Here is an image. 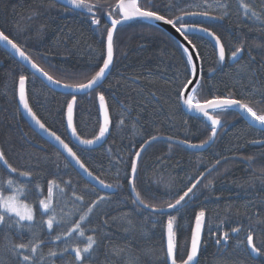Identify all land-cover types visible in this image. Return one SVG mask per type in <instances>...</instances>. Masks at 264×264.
Wrapping results in <instances>:
<instances>
[{
    "label": "trees",
    "instance_id": "1",
    "mask_svg": "<svg viewBox=\"0 0 264 264\" xmlns=\"http://www.w3.org/2000/svg\"><path fill=\"white\" fill-rule=\"evenodd\" d=\"M97 2L100 10L94 8L89 13L65 8L54 0H0V30L61 84L86 83L106 58L109 13L119 18V0H93ZM213 2L140 0L139 4L173 19L183 16L184 11H209L208 18L189 15L184 19L219 36L229 55L243 40L242 58L234 64L231 60L221 64L212 43L200 36H188L201 61L197 98L203 102L232 91L235 98L250 100L254 109L264 111V31L246 18L242 22L239 0H228V18H211L217 15ZM247 2L256 9L264 4V0ZM198 3L203 6L196 7ZM93 16L100 20L99 25L92 24ZM114 41V65L106 81L92 93L76 97L75 128L82 139H95L99 133L98 93H103L107 102L112 132L107 143L94 151L75 146L68 135L67 102L73 96L50 89L0 46V149L13 167L33 173L19 176L0 162V178L12 179L14 188L26 189L21 200L33 208L36 232L44 241L37 255L53 248L62 250L68 242L69 251L62 258H52L54 264H73L72 249L82 248L89 235L100 241L92 264H125L126 260L159 264L158 258L166 252L168 215L141 210L132 203L130 160L152 136L199 144L210 134V125L188 115L178 101V87L186 84L192 74L187 56L170 35L154 24L136 21L119 28ZM20 75L27 77L29 105L41 122L76 152L94 176L114 185L115 193L90 185L56 148L28 126L18 105ZM221 120L223 128L205 151L194 152L166 141L152 144L138 163L134 184L145 203L162 204L167 210L168 202H174L177 194L199 181L195 195L186 198L188 203L177 215L181 253L190 247L195 214L203 209L206 217L199 264H264V256H255L246 245L251 231L254 244L264 247V145L251 143L264 138V132L249 127L232 109L221 114ZM249 156L254 157L251 162L246 159ZM51 180L59 185L53 190L51 203L61 226L54 223L50 237L46 221L51 213L42 209L39 200L48 197ZM117 184L121 187H115ZM12 193L13 189L5 185L3 194ZM77 196H83V201H77ZM100 196L106 199L83 225L84 237L73 233L71 238L54 239L74 226L87 211L84 205H91ZM169 213L176 214L173 210ZM237 227L241 231L232 233L231 229ZM223 232L230 234L227 244L216 245L215 240ZM9 239L19 242L14 233ZM10 246L0 234V264H16L8 251Z\"/></svg>",
    "mask_w": 264,
    "mask_h": 264
},
{
    "label": "snow or ice",
    "instance_id": "2",
    "mask_svg": "<svg viewBox=\"0 0 264 264\" xmlns=\"http://www.w3.org/2000/svg\"><path fill=\"white\" fill-rule=\"evenodd\" d=\"M67 3L75 9H86L89 13H92L94 8L97 9V11L100 10L99 3H93V0H67ZM195 6L202 7L203 5L198 3ZM116 7V14L121 15L122 13V18L112 19L111 28L106 29L107 55L103 60V65L99 67V70L96 71L95 74L92 75L86 83H78L75 85L63 84L62 86L64 88H75L77 91H81L94 90L97 86H99V83L103 80L107 70L113 62L115 43L114 34L117 31V26L120 25L122 21L126 22L135 17H138L142 20H151L156 22L162 21L165 25H171L173 28H175L176 32L180 33L181 36H183L185 40H188V33L196 32H202L209 37H212L214 41V48L218 50L217 56L218 62L220 63H225L227 60L236 62L241 57V54L244 51V41L242 40L240 46H237L234 50H231L229 55L228 53H226L225 46L221 42L219 36H217L213 32H210L207 28L198 29L189 24L188 21L184 19V16L189 15H200L208 18L209 11L207 10L200 11L198 13L184 11L183 16H176L173 19L167 18L165 15L152 10L150 7H141L138 3V0H119V3ZM212 8L217 11V15L211 17L213 19L223 20L225 18H228L231 14L228 0H214ZM239 8L242 10V22L246 18L248 21L258 24L259 30L264 31V4L261 5L260 9H256L252 4L248 3L247 0H239ZM111 15L112 13L110 12L109 16ZM91 22L94 25L100 24V20L95 18L94 16ZM177 25L179 26L177 27ZM0 41H3L7 45H9L21 59L31 64V67L33 69H36L37 72H41L51 83L56 85L61 84L60 80L54 79L53 76L49 75L47 71H44L35 62H33L31 58L26 55L22 47L13 39H10V37L6 35L2 30H0ZM188 43L191 44V41H188ZM178 47L182 48L183 53L187 56V65L191 66V74L193 76H196L197 68L196 65L193 64L192 54H189L188 48L184 47L182 44L178 45ZM241 71H245V69L242 68ZM26 80V76H19V102L27 111L31 119L39 127V129L48 136L52 137L68 153V155L72 157L75 163L79 165L81 169H83V171L89 178L98 180V183L102 188L114 187V185L105 184L104 180L99 179V177L93 176V173L89 171L87 167H85L84 163L81 161L80 157L77 156L76 152H74L72 148H70L59 135H57L53 131H50L45 126V124L41 122L36 113L33 112L32 108L29 106V101L25 90ZM190 84H192L191 79L187 80L186 84L178 87V101L185 105L189 111L197 114H202V116L206 118V121L210 122V134L208 135L207 139L200 142L199 144H192L186 140L183 141V143L187 144L188 147L198 149L204 148L206 145H209V142L213 141L217 136L218 128L222 127L221 114H223L228 109H235L237 111H240L242 115H246L248 118H250L248 120L249 127H254L256 124H258L260 126L258 131L264 132V111H258L254 109L250 100L246 101L245 99L235 98L234 92L229 91L227 95H214L211 99H205L203 102H201L197 98L201 87L199 84H197V87L191 89L190 95L185 94V90H187L188 85ZM98 98L100 101V107L104 111V124L99 128V133L95 137V139H80V137L77 136L76 128L73 126V108L76 104L75 96L73 95L72 100L67 102V127L72 130V135L81 144L86 146L93 145L97 141L104 138L105 135L109 132V113L105 104V97L103 93H98ZM121 123H123V121H121ZM156 139V136H152L151 140L144 142V145L150 144L151 141H154ZM168 139L171 140L172 137H168ZM251 143L264 145V138L254 139L251 141ZM144 145H141L142 150L144 149ZM134 155L135 158L130 160L129 165L133 178H135L138 173V159L141 157V152L137 151ZM246 159L251 162L254 157L249 156ZM0 162L7 166V168L12 173H17L19 176L28 177L33 174L31 171L19 170L18 168L13 167L11 164H9L8 160L5 157L3 149H0ZM216 163L219 164L220 161L217 160ZM129 183L131 191L135 194V198L133 199L132 203L136 205L137 208L141 210L149 209L152 213H156L159 215H168L166 224V252L162 257L158 258L159 264H199L197 257L202 243L201 234L205 227V210L202 209L195 214V226L191 230L190 248L181 253L180 248L177 244V230L179 228V225H177V215L180 214V210L183 208V206L188 203V200H186V198H189L190 194H192V196L195 195L194 189L197 187L199 181H197L196 183H192L191 186L187 187V189L183 191L182 194H177V197L174 198V202H168L166 204V208L173 210L176 214L166 212V209L162 204L157 205L153 203H145V201L141 199L140 193L137 192L135 184L131 181ZM14 184L15 182L12 179L4 181L2 178H0V234H3L6 240H9L11 246L8 248V251L15 259L16 264H54L52 258L57 256H60L62 258L64 253H67L69 251L68 242L65 241L66 246L62 250L53 248L50 249L47 254L37 255L44 241L40 239L39 234L36 232L38 224L35 221L33 208L31 207V205H29L28 203H24L20 199V196L26 194L25 187L16 186L14 188ZM209 184H211V181H209ZM5 185L7 186V188L13 189V193L11 195L6 196L3 194ZM115 187H121V185L117 184L115 185ZM58 188L59 185L55 180L49 181L48 197L46 199L39 200V205L45 210V212L51 213L46 221L47 229L50 230V237L54 223L57 225V227L61 226V221H58L56 219V209L51 203L53 190ZM60 194L63 195V189H60ZM105 199L106 198L104 196H100L95 201H93L91 205H84L87 211L79 217V220L75 222L74 226L65 233L55 235L54 239L59 241L62 239V236L71 238L73 236V233H77L80 237H84L85 229L83 225L86 221L89 220V217L93 213V210L97 208L102 201H105ZM76 200L83 201V196H77ZM43 214L44 213H41V216H43ZM42 223L44 222L41 221V225ZM128 223L131 224V220H128ZM217 230H219V226H217ZM93 231H95V229H93ZM126 231H130V229H126ZM240 231L241 228L239 227L231 229V232L236 234H238ZM209 232H211V229H209ZM13 233L19 241L18 243L9 239L10 235ZM25 233L28 234L27 238H25ZM103 238L105 237H102V239ZM229 238V232H223L222 236L218 237L215 240V243L216 245L227 244ZM86 239L87 243L82 248L76 246L72 249V251L74 252L73 264H92V261L94 260V253L98 251L100 241L92 235L87 236ZM49 243H51V239L49 240ZM94 245L96 246L95 248ZM246 245L251 250V253L255 256H264V247H258L256 244H254L253 234L251 231L246 237ZM237 247H239V245H237ZM125 264H136V262L133 260H126Z\"/></svg>",
    "mask_w": 264,
    "mask_h": 264
},
{
    "label": "water",
    "instance_id": "3",
    "mask_svg": "<svg viewBox=\"0 0 264 264\" xmlns=\"http://www.w3.org/2000/svg\"><path fill=\"white\" fill-rule=\"evenodd\" d=\"M56 1L58 4L64 6L65 8H68V9H71V10H75V11H81V12H84L85 10H81V9H75L73 8L71 5H69L67 3V0H54ZM140 2V0H138V3ZM122 18V13L121 15H119V18H114L112 16H108L107 17V21L111 27V20L112 19H121ZM136 21H145V22H149L151 24H154L156 26H158L159 28H161L162 30H164L168 35H170L179 45H183L184 47H187L188 50H189V54H192L193 56V64L196 65V68H197V74L196 76H193L192 75V84L188 85V88L187 90H185V94L186 95H190L191 94V89L194 88V87H197V84L200 85L201 83V80H202V68H201V61H200V58H199V55L196 51V48L193 47V44H189L188 40H185L183 38V36H181L180 33L176 32L175 28H173L171 25H165L162 21L160 22H156V21H151V20H142L138 17H135L131 20H128L126 22L122 21V23L120 25L117 26V30L119 28H122V27H125L127 25H130ZM196 28H201V27H198V26H194ZM117 32V31H116ZM115 32V34H116ZM211 32V31H210ZM114 34V36H115ZM188 36L190 35H195V36H200V37H203L205 38L206 40H208L210 43H212L214 45V41H213V38L212 37H209L208 35L202 33V32H196V33H188L187 34ZM0 46L6 50L9 54H11L19 63H21L26 69H28L35 77H37L38 79H40L46 86H48L50 89L58 92V93H62V94H68V95H71V96H75V98L77 96H85V95H88L90 93H92L93 91H95L96 89H98L101 85H103V83L106 81V79L108 78L109 74L111 73V70L113 68V65H114V55H113V62L112 64L110 65L109 69L107 70L106 72V75L105 77L103 78V80L99 83V86H97L94 90H81V91H77L75 88H72V89H68V88H64L62 85L63 84H60V85H56V84H53L51 83L47 77H45L41 72H37L36 69H33L31 67V64H29L27 61L21 59L19 57V55L17 53H15V51L9 46L7 45L5 42L3 41H0ZM217 50V49H216ZM218 51V50H217ZM106 55H107V41H106ZM243 56V53L241 54V57L238 59V61L242 58ZM236 61V62H238ZM236 62H233L232 61V64L236 63ZM221 64H225V63H221ZM25 90H26V95H27V81L25 83ZM28 98V97H27ZM77 102V100H76ZM105 104L107 106V102L105 100ZM18 105H19V109H20V112L23 116V118L25 119V121L27 122L28 126L37 134L39 135L43 140H45L46 142H48L51 146H53L54 148H56V150H58L64 157L65 159L69 162V164L79 173V175L84 179L86 180L90 185H92L93 187H95L96 189H98L99 191H102V192H105V193H115L116 190L114 188H102L99 183H98V180H93L91 178H89L87 176V174L83 171V169H81L79 167V165H77L75 163V161L72 159V157H70L68 155V153L50 136H48L47 134H45L42 130L39 129V127L35 124V122L31 119V117L28 115L27 111L23 108V106L20 104L19 102V87H18ZM30 106V105H29ZM183 108L185 110V112L190 115L191 117H194V118H201V119H204L206 121V118H204L202 116V114H197V113H194L192 111H189L187 109V107L185 105H183ZM75 109H76V104L74 105V108H73V126L75 127ZM107 109H108V106H107ZM98 110H99V115H100V121H101V126L104 124V111L103 109H101L100 107V101H99V98H98ZM236 112H238L240 114V116L243 118V120H245L247 123H248V120L250 118H248L246 115H242L240 111H237L235 109H232ZM108 113H109V132L105 135L104 138H102L101 140L97 141L96 143H94L93 145H89V146H86V145H83L81 144L73 135H72V130L70 128L67 127V111H66V128H67V131H68V135L70 137V140L72 141V143L83 149V150H87V151H94V150H98L100 149L101 147H103L110 135H111V132H112V120H111V116H110V112H109V109H108ZM207 124L210 125V122H207ZM100 126V127H101ZM223 128V123H222V127L218 128V134L220 132V130ZM254 128L256 129H259L260 126L258 124H256L254 126ZM77 133V131H76ZM217 134V135H218ZM77 136L78 133H77ZM217 136L214 138L213 141H210L209 142V145H206L204 148H198V149H194V148H190L188 147L187 144L183 143V141H179V140H175V139H171L169 140L168 137H157L156 140L154 141H151L150 144H147V145H144V149L142 150V148L139 150L141 152V157L143 156V154L146 152V150L154 143L156 142H159V141H166V142H170V143H173V144H177V145H181L183 147H186L194 152H202V151H205L207 150L208 148H210L215 140H216ZM82 139V138H80ZM69 146V145H68ZM70 147V146H69ZM71 148V147H70ZM141 157L138 159V163L141 159ZM94 176V175H93ZM135 178H133L132 174H131V182L134 183L135 182ZM130 190H131V187H130ZM132 193V196L135 198V194L131 191ZM148 211H150L149 209H146ZM171 209H167L166 212H170ZM151 212V211H150ZM195 226V225H194ZM205 229V227H204ZM204 229L202 231V234H201V241H203V235H204ZM166 242H167V233H166ZM190 244H191V241H190ZM190 248V247H189ZM201 248H202V243H201ZM201 248H200V251L198 253V261H199V258H200V253H201Z\"/></svg>",
    "mask_w": 264,
    "mask_h": 264
},
{
    "label": "rangeland",
    "instance_id": "4",
    "mask_svg": "<svg viewBox=\"0 0 264 264\" xmlns=\"http://www.w3.org/2000/svg\"><path fill=\"white\" fill-rule=\"evenodd\" d=\"M84 10H86V9H84ZM20 199H21V196H20ZM43 209V208H42ZM44 210V209H43ZM45 211V210H44Z\"/></svg>",
    "mask_w": 264,
    "mask_h": 264
}]
</instances>
